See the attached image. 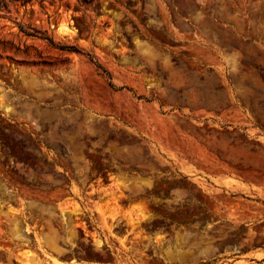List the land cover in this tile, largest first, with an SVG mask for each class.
I'll use <instances>...</instances> for the list:
<instances>
[{"label":"rangeland","instance_id":"obj_1","mask_svg":"<svg viewBox=\"0 0 264 264\" xmlns=\"http://www.w3.org/2000/svg\"><path fill=\"white\" fill-rule=\"evenodd\" d=\"M0 264H264V0H0Z\"/></svg>","mask_w":264,"mask_h":264},{"label":"trees","instance_id":"obj_2","mask_svg":"<svg viewBox=\"0 0 264 264\" xmlns=\"http://www.w3.org/2000/svg\"><path fill=\"white\" fill-rule=\"evenodd\" d=\"M50 42L52 43V40H51V39H50ZM58 47L61 48V49H65V50L81 52V50L78 49V48H77L76 46H74V45H60V46H58ZM87 55H88L91 59H93V57H92L89 53H87ZM104 72H106V71L104 70ZM106 74H107V72H106ZM109 84H110L111 87H113L115 90L120 89V88L116 87L115 85H113V84L111 83V81H109ZM139 98H145V97L139 96ZM146 100H147V99H146ZM40 150H41V149H40Z\"/></svg>","mask_w":264,"mask_h":264}]
</instances>
